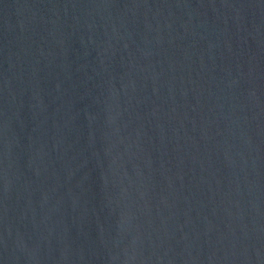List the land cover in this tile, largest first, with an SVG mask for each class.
Returning a JSON list of instances; mask_svg holds the SVG:
<instances>
[{"label":"water","instance_id":"water-1","mask_svg":"<svg viewBox=\"0 0 264 264\" xmlns=\"http://www.w3.org/2000/svg\"><path fill=\"white\" fill-rule=\"evenodd\" d=\"M0 264H264V0H0Z\"/></svg>","mask_w":264,"mask_h":264}]
</instances>
